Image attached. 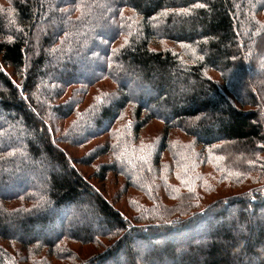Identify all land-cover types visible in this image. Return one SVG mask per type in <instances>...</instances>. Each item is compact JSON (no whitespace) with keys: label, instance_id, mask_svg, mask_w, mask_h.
I'll use <instances>...</instances> for the list:
<instances>
[{"label":"trees","instance_id":"16d2710c","mask_svg":"<svg viewBox=\"0 0 264 264\" xmlns=\"http://www.w3.org/2000/svg\"><path fill=\"white\" fill-rule=\"evenodd\" d=\"M154 121L163 133L144 147ZM61 143H94L80 163L111 157L96 177L148 185L154 204L130 218ZM209 174L238 192L202 205ZM31 254L264 264V0H0V264Z\"/></svg>","mask_w":264,"mask_h":264},{"label":"rangeland","instance_id":"374dc122","mask_svg":"<svg viewBox=\"0 0 264 264\" xmlns=\"http://www.w3.org/2000/svg\"><path fill=\"white\" fill-rule=\"evenodd\" d=\"M156 48L157 47L156 45ZM109 91H112L113 88L115 87H107ZM135 112L134 104H130L127 110V115H131ZM62 121H58L57 119L51 118V124L50 126L52 127V130L54 131L55 136H60L61 133H63V129L65 127H62ZM163 124L158 121H154L152 124H148L142 131H141V139H148L143 141L144 142V147H148L149 144L153 143L156 137H159L163 133ZM189 140V139H188ZM103 141L102 139L99 140L98 142ZM97 143V142H96ZM62 147H65L69 150L71 155L73 156L74 164L77 167V169L85 176V178L92 183L98 190L102 192V194L109 200V202L117 209L121 210L123 213H125L127 216L130 218L134 219V217L137 218V215L139 214L141 207L146 206H151L153 205V201L149 200V196L151 193H149V187L148 185H145L143 188L146 189H136V187L122 174L120 173H108V175L105 178V181L99 180L96 177V173H98V166L101 163H110L109 157L106 155L104 158H100L99 160L95 161L94 164H90V166H83V164L80 163L81 158H88L90 147L94 145V143L88 144L86 146H82L79 149L78 148H72L68 144L65 145L61 143ZM240 147V148H239ZM244 147V146H243ZM241 149L245 150L248 149L247 147L242 148V145H237L236 150L241 151ZM93 151V149H91ZM117 163V161H116ZM119 164V163H117ZM188 168V166H185L182 169ZM181 169H179L180 171ZM177 173V171H175ZM211 174H209V177H204L201 179L203 182V185H205L207 188H202L200 191L203 193L202 196H198L196 201H202V205L204 204L203 202H209L214 199H217L218 197L226 194H233L237 193L238 189L237 187H231L228 186L224 183L218 184L213 181H207L208 178H210ZM166 177V175H165ZM162 175L158 178V181H164L166 178ZM217 177V176H215ZM176 178V177H175ZM174 178V179H175ZM164 179V180H163ZM173 179V180H174ZM202 185V186H203ZM161 184V188L158 190L160 196L164 200V202L167 203H174V198H168L167 196V189L164 188V186ZM159 187V186H158ZM198 191L199 190H195ZM150 194V195H149ZM149 208V207H147ZM67 244V243H66ZM98 250L95 245L91 246H82V245H75L71 246L70 251L75 253V256L77 257H85L89 256L87 254L95 252ZM25 253V252H24ZM30 257V264L34 263L33 259L37 260V258H32V254L28 255ZM47 264H60L57 259H51L50 262Z\"/></svg>","mask_w":264,"mask_h":264}]
</instances>
